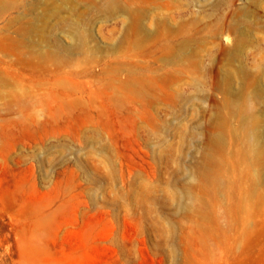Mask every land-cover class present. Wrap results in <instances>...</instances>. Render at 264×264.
I'll return each instance as SVG.
<instances>
[{
    "label": "rangeland",
    "instance_id": "obj_1",
    "mask_svg": "<svg viewBox=\"0 0 264 264\" xmlns=\"http://www.w3.org/2000/svg\"><path fill=\"white\" fill-rule=\"evenodd\" d=\"M0 264H264V0H0Z\"/></svg>",
    "mask_w": 264,
    "mask_h": 264
},
{
    "label": "bare ground",
    "instance_id": "obj_2",
    "mask_svg": "<svg viewBox=\"0 0 264 264\" xmlns=\"http://www.w3.org/2000/svg\"><path fill=\"white\" fill-rule=\"evenodd\" d=\"M113 11V10H112ZM114 12V11H113ZM111 14V13H110ZM130 17H131V20H133V22L132 23H135L136 22V24H137V29H138V31H140L141 33H143L144 34V37H147V35L145 34V32L143 31V29H142V27H141V23L139 24V22H140V18H138L135 14H130ZM135 21V22H134ZM135 24V25H136ZM29 27V26H28ZM31 27V29L33 28L32 27V25L30 26ZM39 29L38 30H41V28L40 27H38ZM34 29V28H33ZM32 29V30H33ZM35 29H36V27H35ZM30 31L31 33L33 32V31ZM38 30H36L37 32H38ZM42 31V30H41ZM43 32V31H42ZM33 33H36V32H33ZM37 34V33H36Z\"/></svg>",
    "mask_w": 264,
    "mask_h": 264
}]
</instances>
